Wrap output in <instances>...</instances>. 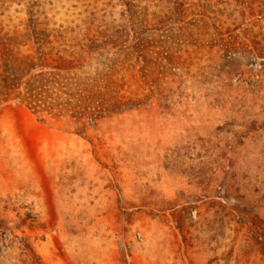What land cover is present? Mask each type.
Returning <instances> with one entry per match:
<instances>
[{
  "label": "rangeland",
  "instance_id": "rangeland-1",
  "mask_svg": "<svg viewBox=\"0 0 264 264\" xmlns=\"http://www.w3.org/2000/svg\"><path fill=\"white\" fill-rule=\"evenodd\" d=\"M0 264H264V0H0Z\"/></svg>",
  "mask_w": 264,
  "mask_h": 264
}]
</instances>
